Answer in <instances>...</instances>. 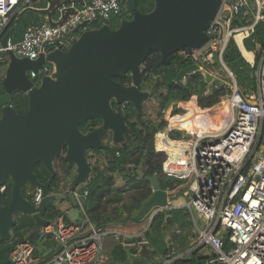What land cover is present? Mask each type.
<instances>
[{
  "label": "water",
  "instance_id": "95a60500",
  "mask_svg": "<svg viewBox=\"0 0 264 264\" xmlns=\"http://www.w3.org/2000/svg\"><path fill=\"white\" fill-rule=\"evenodd\" d=\"M86 1L45 0L46 7L38 11L54 27L74 14L69 10L56 23L62 7L72 3L83 7ZM153 1V11L143 13L137 0H124L131 19L123 18L118 28L105 24L79 35L77 29L55 40L57 44L68 43L67 47L41 53L38 59L30 60L12 50L0 57V186H5L8 179L12 183L9 201L0 206L2 241L11 238L19 221L15 218L17 215L32 217L33 231L37 233L48 223L40 216L35 201L23 194L26 185L41 190L43 197L48 193L49 186L39 181L34 166L41 163L54 177V161L65 153L66 162L78 168L73 190L86 182L92 174L87 151L101 148L100 139L106 131L113 132L117 144L130 131L122 104L130 103L143 113L148 93L140 88L145 78L142 66L149 55H160L152 64L158 73L161 66L169 64L172 55L202 49L209 41L207 30L223 3V0ZM11 37L12 31H9L2 41L4 48ZM47 64L54 66L51 75L44 71ZM199 71L200 67L192 64L180 70L171 85ZM31 72L38 74L39 84L31 78ZM128 73L132 77L131 85L115 80ZM206 78L210 82L212 75L206 74ZM16 96H21L22 108L14 106ZM112 101L120 105L118 110ZM94 118L101 119L102 126L83 134L80 127ZM202 121V115L198 114L183 126ZM209 127L210 123L206 122L203 130L208 131ZM138 174L152 187V196L133 217L141 222L153 208L169 206V192L161 188L158 175L148 176L142 169ZM69 199L78 206L74 192Z\"/></svg>",
  "mask_w": 264,
  "mask_h": 264
},
{
  "label": "built area",
  "instance_id": "2783aa9c",
  "mask_svg": "<svg viewBox=\"0 0 264 264\" xmlns=\"http://www.w3.org/2000/svg\"><path fill=\"white\" fill-rule=\"evenodd\" d=\"M35 2L0 0V57L12 50L30 60L38 59L41 53L52 51L49 50L52 45L68 46V43H55L57 38L97 21L102 22V25L109 24L113 18L121 17L127 11L124 0H87L83 7L72 3L59 10L60 17L55 22L62 21L65 12L74 11L66 21L54 27L49 22L29 27L22 39L14 41L11 37L4 48L2 41L13 18L24 9L34 8ZM241 13L244 17L252 14L253 23L235 26L234 22ZM262 20L264 0H223L217 18L207 30L208 43L192 53L185 51L186 58L197 64L199 72L206 76V73H213L211 66L216 62L225 65L224 55L233 40L242 57L254 69L255 86L250 89H243L234 73L227 70L232 82L229 84V115L224 127L210 132L204 131L203 127L194 128L187 133V138L179 141H172L168 137L169 131L178 130V125L156 134L157 149L160 151H167L160 145L162 139L190 146L189 150H184L190 161V170L184 179L190 180L187 186L193 197L184 208L194 220L199 237L198 246L211 247L214 251V256L207 264H264V50L258 59L256 52L249 51L245 46V41ZM244 51L252 57L248 58ZM44 71L51 75L54 66L47 64ZM30 76L37 80V84L40 83L37 73L31 72ZM233 133L250 138L247 146L239 149V155L233 154L231 149L223 153L210 150ZM168 192L169 206L153 208L149 212L145 218L148 228L161 212L172 208L171 196L174 197V193ZM28 194L39 207L43 199L42 191L38 189ZM74 195L84 212V201L89 191L86 188L79 189ZM197 217L204 221L203 226L198 224ZM39 234L40 241L50 242L52 246L44 244L40 250L31 241H21L10 251L11 264H102L105 241L110 236L87 216L83 222L70 223L65 221L64 216H58L42 226ZM116 237L124 246H135L126 243L127 236Z\"/></svg>",
  "mask_w": 264,
  "mask_h": 264
},
{
  "label": "trees",
  "instance_id": "16d2710c",
  "mask_svg": "<svg viewBox=\"0 0 264 264\" xmlns=\"http://www.w3.org/2000/svg\"><path fill=\"white\" fill-rule=\"evenodd\" d=\"M137 6L143 13H150L153 11L155 3L153 0H137ZM45 7L46 2L41 0L34 8L22 10L13 18L7 33L12 31L14 41L22 39L24 32L29 27L38 26L45 22L43 14L36 10V8ZM123 18L131 19L130 13L124 11L121 17L113 18L109 24L113 28H118ZM253 21L252 14L244 17L241 13L238 19L235 20L234 25H249ZM101 26L102 22L100 21L83 25L78 29L77 34L79 35L85 29ZM245 46L249 51H255L257 58H260L264 50V20L256 25L251 36L245 41ZM57 47L65 48L62 45H52L49 50H54ZM155 54L151 53L149 55L142 70L145 75L143 86L154 79L157 83L150 89L154 95H157L156 90L158 89L166 90V94L159 96L160 113L158 119L154 121L146 120L144 116L142 117L135 112L133 106L129 104V113L126 120L133 135L128 136L127 142L123 146L116 147L107 154L108 167L105 170L95 168L94 175L84 187L89 191V196L84 201L85 214L94 225L102 230H105V227L110 224H124L133 221V217L140 210L143 203L152 196L151 184L145 178L139 177V169H142L148 176L158 175L161 188L166 191L171 192L185 184L186 179L168 175L165 172V166L167 164V169L171 173L185 177L190 170L188 155L177 153L170 146L174 143L167 140L160 141V145L165 147L167 151L158 150L156 144L157 132L178 125V130L169 131L168 137L172 141H179L182 139V133H189L198 127L197 124L183 126L185 122L191 121L196 112L200 113L207 122L213 123L216 119L219 129L224 127L229 115L228 96L230 91L225 85H215L209 90L210 85L202 72L188 75L184 81L171 85L179 71L192 65L193 61L190 58H184L178 52L171 56L169 64L161 66L159 72L156 73L152 68V63L157 61L160 56ZM224 62L234 73L238 84L240 83L243 88L250 89L255 86L254 69L242 57L233 40L230 41L227 47ZM115 80L125 86L132 83L130 73L116 77ZM34 81L37 82V80ZM14 106L22 108L21 96H16ZM206 115L209 118L205 117ZM33 171L38 175L41 183L49 186L47 195L43 197L38 207L40 216L49 222L55 220L58 216H64L67 223L72 222L67 214L55 205V197L52 192L56 178H53L41 163L35 165ZM116 176L127 179V183L121 188H116ZM11 184V180L8 179L5 186H3L5 187L4 191H2L3 187L0 186V206L9 201ZM28 189L34 191L36 188L28 186ZM27 190L25 188L23 194L26 198L32 200V197L27 195L29 191ZM129 192H133L129 202L123 203L124 196ZM76 208L81 211L83 216L85 215L79 205ZM169 217L172 223L168 221ZM189 217L185 209L161 212L143 237L126 240L128 244L146 242L144 246L149 251H147L148 254L146 253L142 257L139 256L136 247L124 246L120 241L113 238L114 242L108 244L107 250L109 264H149L155 255L166 258L169 256L167 236L171 233L175 223L189 221ZM18 219L17 226L12 230L14 238L12 245L2 241L0 236V264H11L10 251L15 244L21 241H31L38 245V248L44 245V242L39 239L40 234L33 231L35 222L32 217L24 215L18 217ZM25 230L30 231L26 237L22 234ZM112 237L110 235L107 238L109 240ZM225 242L227 241L225 240ZM50 244L45 242L48 247H50ZM207 261V257L198 254V252H193L186 259L177 260L174 264H206Z\"/></svg>",
  "mask_w": 264,
  "mask_h": 264
},
{
  "label": "rangeland",
  "instance_id": "374dc122",
  "mask_svg": "<svg viewBox=\"0 0 264 264\" xmlns=\"http://www.w3.org/2000/svg\"><path fill=\"white\" fill-rule=\"evenodd\" d=\"M250 1L252 2L253 0H250ZM183 52H184V54H183ZM183 52H181V54L183 55L184 58H186L185 50ZM213 67H215V69L218 71L219 75L221 74L220 75V79L225 80L226 83H228V84H230L232 82V79L229 76L228 72H226V70L220 64L216 63V64L213 65ZM156 83H157V81L153 79V80L149 81L148 83L144 84V86L142 84L143 87L141 86L143 91L148 93V98L144 101V104H143V115H144L146 120L154 121V120L158 119L157 117H158V115L160 113L159 96L166 94V90H161V89L156 90L157 91V93H156L157 95H154L152 93V91L150 89ZM209 84H210L209 90H211L214 87V85H217V84H220V83L219 82L218 83H214V81H212ZM228 84H226V85H228ZM239 85H240V83H239ZM228 86H226V87H227V89L229 91V87ZM243 89H245V88H243ZM198 114H200V113L196 112V115H198ZM195 117H193V118H195ZM208 130H209V132L210 131L219 130L218 122L216 121V119L213 122V124L209 127ZM130 132L132 133V131H130ZM126 142H127V140H124L122 143L117 144L114 141H112V142H109L107 145H110L111 147H115L116 146V147L119 148V147L123 146ZM247 143H248V141L243 139V137H241V135L233 133L230 137H228L227 139L222 141L220 144H218V145H216L214 147H211L210 150H212L214 152L223 153V152H226L227 150L231 149L232 153L233 154L235 153L237 155V154H239V149L245 148L247 146L246 145ZM183 146H184V148H186L187 144H184ZM262 148H264V146ZM64 160H65V155H62V156H60L58 158V160L55 161V169H56V172H57V175H58V177H56V182H55V185L53 187V192H52V195L55 197V205L58 206V207L65 206V209L68 208L67 210H68V213H69V217L72 220H74V221L77 220L79 222H83L84 216L82 215L81 211L78 208H75V207L71 206V203H70V200H69L68 196L71 193L75 192L76 190H78L80 188L83 189L85 187V185L87 184L89 179L93 176L95 168H99L100 170H105L108 167V164H109L108 163V159L106 157H103L102 155H94V156H91V158H88V161H89V163H90V165L92 167V174L86 180V182L76 186L75 190H73V187H74L75 180H76V178L78 176V168H77L76 165L72 164V166H75L76 168H74V169L72 168L71 171H69V173L66 174L65 171H64L63 164H62V162ZM174 175H176V174H174ZM189 181H186V185H189ZM126 183H127V179H123L122 176H118V177L116 176V188H121ZM190 191H191V189H189V187L188 186L186 187L185 185H183L182 188H180V186L177 187L175 190L171 191L172 194L174 193V197L171 196V199L175 198V200H172V203L174 205L178 206V207L184 206L193 197V193H191ZM132 193L133 192H129V193H127L124 196L123 203H128L129 202L130 196L132 195ZM183 223L187 224L186 221H183ZM141 224H142L141 227L142 226H144V227L146 226L147 227V221H142ZM108 227H105V229L106 228L108 229ZM144 227H142V228H144ZM181 230L184 231V233H182L183 237L184 236H188L189 240H187L188 241L187 244L185 246H183V247L179 246V249H177V250L174 249L175 247L173 245H170L171 246V255L167 256L166 258H162L160 256L155 255L153 257V262L155 264H174V262L176 261L175 259H176L177 256H178V258H179V256L180 257H187V255H189L190 252L193 249L201 250L202 248H204V247L198 246L197 244L194 243L193 232H191L192 231V227L190 225L181 227ZM29 232H30L29 230H25V231H23L22 234H23V236L26 237L29 234ZM111 236H114V233H112ZM141 236H143V234H141ZM139 237H140V234H139ZM113 240L114 239L112 237V239L108 240V238H107L106 241H105L104 259H103V263L102 264H109V262H108L109 261V255L107 253L108 252L107 250H108V244L111 243V242L113 243L114 242ZM5 242H8L9 245H12L14 243L13 236H11L9 241H5ZM46 243H48V242H46ZM44 244H45V242H44ZM131 246L133 247V245H131ZM135 247H136V249H138L139 256H141V257L143 255H145L147 253V251H149V250H147L145 248L143 242H140ZM40 249H43V247H40ZM206 250L208 251V249H206Z\"/></svg>",
  "mask_w": 264,
  "mask_h": 264
},
{
  "label": "crops",
  "instance_id": "0c3cea01",
  "mask_svg": "<svg viewBox=\"0 0 264 264\" xmlns=\"http://www.w3.org/2000/svg\"><path fill=\"white\" fill-rule=\"evenodd\" d=\"M42 1H45V0H42ZM41 2V0H36V2L34 3L35 5H37V4H39ZM79 7H81V6H79ZM39 8H36V10H38ZM40 9H42V8H40ZM43 16H44V18H45V22H48V20H47V17L43 14ZM59 17H60V14H59V12H58V15L56 16V19H55V21H57V20H59ZM224 64L225 65H222V64H220L225 70H226V72H227V70H230L229 69V67L226 65V63L224 62ZM211 67H213V66H211ZM231 71V70H230ZM212 72L213 73H206V74H210V75H212V81H214V83L216 82V83H220V84H217V85H225V86H228L229 84L228 83H226V81L225 80H222V79H220V75H219V73H218V71L215 69V67H213L212 68ZM205 76V75H204ZM206 77V76H205ZM236 78V77H235ZM212 81H210V82H212ZM210 82H208V83H210ZM226 84H228V85H226ZM210 85V84H209ZM215 86V85H214ZM229 87V86H228ZM212 88V87H211ZM229 91H230V89H229ZM205 122H207V121H204V119H203V121L201 122V123H198L197 124V128H202V126L203 127H205ZM210 123V126L213 124H211V122H209ZM181 138H183V139H185V138H187V132H184V133H182V135H181ZM175 145H178V144H175ZM178 146H180L181 147V149L183 150V152H177V153H181V154H187V152L186 151H184V149L185 150H189L190 149V146H188L187 145V147L186 148H184V146H183V144H179ZM185 152V153H184ZM165 172L168 174V175H171V174H173V173H171L168 169L167 170H165ZM171 173V174H170ZM173 176H177V177H179V178H184V177H182V176H178V175H173ZM187 181V180H186ZM183 185H185L186 187H187V185H186V182H185V184H182L181 186H180V188H182L183 187ZM70 200V199H69ZM171 200H175V198H172ZM70 203H71V206L72 207H75L73 204H72V202L70 201ZM79 205V204H78ZM170 207H172L171 209H167V210H174V209H185L184 208V206H182V207H178V206H176V205H174L173 203H171V206ZM57 208L58 209H60V210H62L65 214H67V216L69 217V213H68V208L67 209H65V206H60V207H58L57 206ZM76 208V207H75ZM186 210V209H185ZM187 211V210H186ZM187 213L189 214V221H186L187 222V224H185V223H183V221H180V222H177V223H175V225H174V228L172 229V231H171V233L167 236V241H168V245H169V255H171V252H170V245H173L175 248V250H177V249H179V246H185L186 244H187V240H189L188 239V236H184L183 237V235H182V233H184V231L183 230H181V227H183V226H187V225H190L191 227H192V231L191 232H193V238H194V243L195 244H197L198 245V233H197V230H196V227H195V223H194V220H193V218H192V216H191V214L187 211ZM84 214H85V211H84ZM137 214V213H136ZM135 214V215H136ZM23 215H18V216H16L15 218H18V217H22ZM87 215L85 214L84 215V218L86 217ZM69 219L72 221V222H79V221H77V220H72L70 217H69ZM143 221H146L145 219L143 220ZM142 222V221H141ZM141 222H139V221H135V220H133V221H129V222H126V223H119V224H110V225H108V226H106V227H108V229L106 230H104V231H106V232H108V233H110V235L112 234V233H114V236H113V238L116 240V241H118V239H117V237H116V235H119V236H121V237H123V236H127V237H129L128 239H132V238H141V237H143L144 236V234L146 233V231L148 230V227H144V226H142V227H144V228H142L141 227ZM197 222H198V224L200 225V226H203L204 225V221L202 220V219H198L197 218ZM170 223H172V220L170 221ZM142 228V229H141ZM139 234H140V237H139ZM141 234H143V236H141ZM143 243H145V242H143ZM132 244H135V246L137 245V244H139V243H132ZM135 246H133V247H135ZM132 247V246H131ZM206 249H208V251L206 250ZM193 252H198V254H200V255H202V256H205V257H207L208 258V261L209 260H211L212 259V257H213V255H214V251H213V249L211 248V247H204V248H202L201 250H197V249H193L191 252H190V254L189 255H187V257L188 256H190V255H192V253ZM174 253V252H173ZM139 254V253H138ZM187 257H180L179 256V258H178V256L176 257V261L177 260H180V259H186ZM151 262H149V264H155L154 262H153V260H150ZM175 261V262H176ZM208 261H207V263H208ZM174 262V263H175ZM206 263V264H207Z\"/></svg>",
  "mask_w": 264,
  "mask_h": 264
},
{
  "label": "flooded vegetation",
  "instance_id": "af4514ba",
  "mask_svg": "<svg viewBox=\"0 0 264 264\" xmlns=\"http://www.w3.org/2000/svg\"><path fill=\"white\" fill-rule=\"evenodd\" d=\"M158 53H156L155 55H157ZM159 55V54H158ZM160 56V55H159ZM160 59V57L158 58V60ZM157 60V61H158ZM157 61H154L153 63H155V62H157ZM152 63V64H153ZM144 67V64H143V66H142V68ZM186 79V78H185ZM144 82V81H143ZM143 84V83H142ZM142 86V85H141ZM140 88H142V87H140ZM141 90H143V89H141ZM129 104L130 103H123L122 104V112H123V114H124V116H125V119L127 118V115H128V113H129ZM112 105H113V107H114V109L115 110H118V108H119V104L118 103H116V101H112ZM132 105V104H131ZM133 106V105H132ZM133 109H134V111L135 112H137V113H139L135 108H134V106H133ZM139 115H141L142 117L144 116L143 115V113L141 114V113H139ZM196 116V114L193 116V117H195ZM192 117V118H193ZM205 117H207V118H209L208 117V115H206ZM137 120V119H136ZM192 120V119H191ZM201 121V120H200ZM214 121V120H213ZM200 123V122H199ZM102 120L101 119H99V118H94V119H91V120H88L87 121V123L85 124V125H82L81 127H80V129H81V131L83 132V134H88L90 131H93V130H95V129H97V128H99V127H101L102 126ZM126 124H127V126H128V128H129V130H130V126H129V124H128V122H127V120H126ZM205 124V123H204ZM212 124V123H211ZM131 131V130H130ZM128 132V133H125V138H124V140H127V138H128V136L129 135H133L131 132ZM127 134V135H126ZM112 141H114V134H113V132L112 131H106L105 132V134L101 137V139H100V143H101V148L100 149H89L88 151H87V157L88 158H91V156H94V155H102L103 157H108V153H110L111 151H113V149L114 148H116V146L115 147H111L110 145H107L109 142H112ZM66 152V151H65ZM63 155H65V153L63 154ZM56 160H58V158L56 159ZM55 160V161H56ZM55 161H54V169H55ZM62 164H63V167H64V171H65V173L67 174V173H69V171H71V169L73 168H76L75 166H72V164L71 165H69L67 162H66V160H64L63 162H62ZM37 165V164H36ZM55 172H56V169H55ZM94 175V174H93ZM52 176V175H51ZM53 177V176H52ZM56 177H58V175H57V172H56V175L53 177V178H56ZM50 181H52V180H50ZM56 182V181H55ZM28 186H30V185H26V186H24V188H23V190L26 188V190H27V188H28ZM54 187V186H53ZM80 189H82V188H80ZM29 190V189H28ZM27 190V191H28ZM36 190H38V189H35L34 191H36ZM79 190V189H78ZM78 190H76V191H78ZM33 190H29L28 192H32ZM33 191V192H34ZM43 193V192H42ZM27 195L29 196V197H31V195H29L28 193H27ZM69 197V196H68ZM18 216V215H17Z\"/></svg>",
  "mask_w": 264,
  "mask_h": 264
},
{
  "label": "bare ground",
  "instance_id": "6f19581e",
  "mask_svg": "<svg viewBox=\"0 0 264 264\" xmlns=\"http://www.w3.org/2000/svg\"><path fill=\"white\" fill-rule=\"evenodd\" d=\"M238 39H239V41H240L241 36H240ZM244 53H245V55H246L248 58H251V57H252L251 54H249V53H247V52H245V51H244ZM236 134L241 135V137H243V139H245V140L248 141V143H249L250 138H249L247 135L239 134V133H236ZM162 140H163V139H162ZM248 143H247V144H248ZM247 144H246V145H247ZM171 148L174 149V150L177 151V152H183V150L181 149V147L178 146V145H174V144H172V145H171ZM237 155H239V154H237Z\"/></svg>",
  "mask_w": 264,
  "mask_h": 264
}]
</instances>
